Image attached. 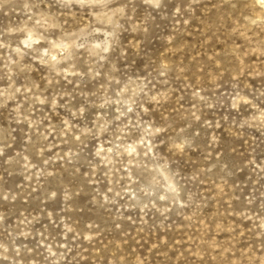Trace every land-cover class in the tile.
Segmentation results:
<instances>
[{
	"label": "rangeland",
	"instance_id": "1",
	"mask_svg": "<svg viewBox=\"0 0 264 264\" xmlns=\"http://www.w3.org/2000/svg\"><path fill=\"white\" fill-rule=\"evenodd\" d=\"M0 264H264V2L0 0Z\"/></svg>",
	"mask_w": 264,
	"mask_h": 264
},
{
	"label": "snow or ice",
	"instance_id": "2",
	"mask_svg": "<svg viewBox=\"0 0 264 264\" xmlns=\"http://www.w3.org/2000/svg\"><path fill=\"white\" fill-rule=\"evenodd\" d=\"M262 2H264V0H262Z\"/></svg>",
	"mask_w": 264,
	"mask_h": 264
}]
</instances>
